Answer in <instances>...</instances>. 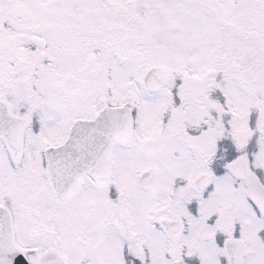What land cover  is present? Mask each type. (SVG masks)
Listing matches in <instances>:
<instances>
[{
  "label": "snow or ice",
  "instance_id": "snow-or-ice-1",
  "mask_svg": "<svg viewBox=\"0 0 264 264\" xmlns=\"http://www.w3.org/2000/svg\"><path fill=\"white\" fill-rule=\"evenodd\" d=\"M0 264H264V0H0Z\"/></svg>",
  "mask_w": 264,
  "mask_h": 264
}]
</instances>
